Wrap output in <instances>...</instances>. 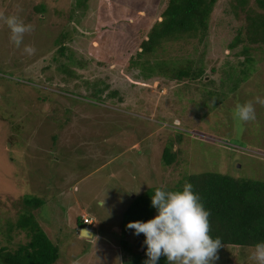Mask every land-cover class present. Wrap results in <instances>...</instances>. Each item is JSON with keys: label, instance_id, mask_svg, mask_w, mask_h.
Instances as JSON below:
<instances>
[{"label": "rangeland", "instance_id": "1", "mask_svg": "<svg viewBox=\"0 0 264 264\" xmlns=\"http://www.w3.org/2000/svg\"><path fill=\"white\" fill-rule=\"evenodd\" d=\"M167 1L0 0V17L32 26L17 47L0 18V227L15 224L16 201L39 198L35 216L61 248L57 264H123V243L136 244L125 225L147 219L137 199L150 188L208 171L264 181V105L255 103L264 98V45L232 46L244 21L230 0H217L201 43L167 41L139 57L138 43ZM245 57L254 59L247 79L231 93L219 88L236 76L228 75L232 68L247 70ZM187 59L202 68L201 79L149 73L136 63L172 70ZM209 82L220 95L208 98ZM94 88L103 91L96 96ZM248 101L256 118L242 122L235 107ZM171 141L182 153L167 167L161 155ZM84 214L96 226H87L92 238L75 230ZM13 236L29 239L16 228ZM251 252L224 246L214 264H255Z\"/></svg>", "mask_w": 264, "mask_h": 264}, {"label": "trees", "instance_id": "2", "mask_svg": "<svg viewBox=\"0 0 264 264\" xmlns=\"http://www.w3.org/2000/svg\"><path fill=\"white\" fill-rule=\"evenodd\" d=\"M230 1L234 16L244 21L239 27V34L242 31L243 38L239 39L237 37L232 42V46L246 41L247 45H252V49H261V46L264 45V0H254V4H251L249 0ZM216 2L217 0H168L160 15L138 43L135 53L139 57L142 54L151 55L167 41L185 42L186 40L197 39V42L201 43L208 28V19ZM34 9L38 13L44 12L42 4L36 5ZM240 13L243 14L242 17H240ZM143 16H145L144 13ZM66 37L67 33H62L55 43H62ZM255 45L259 47H255ZM246 47L244 45V49ZM64 49V47L59 48L58 51L61 55H63ZM253 62V58L245 57L241 65L247 64V70L241 68L237 72L236 69L231 67L232 70L228 75L236 76H228V80L222 81L223 84H220L219 88L226 85L230 93L235 91L239 84L249 76L248 71ZM136 63L140 64L143 71L168 73L169 77L172 78H190L194 80L203 77L202 68L195 67L192 59H187L172 70L154 63L153 65L144 64L143 61ZM235 81L236 83L232 86V82ZM210 83L212 82H209L208 87L205 88L209 99L214 98L218 93L220 95V91L216 90L217 88H214ZM92 90H95L96 96L103 91L101 88ZM112 93L116 94V92ZM41 100L44 101V99ZM181 153V151H173L172 141L169 142L162 149L163 164L167 167L178 164ZM185 182L192 183L193 190L199 194L204 207L210 212V235L213 238L219 237L222 247L234 246L239 250L241 248L242 250H253L256 243L264 242V181L260 180L235 178L210 171L184 175L174 187L156 186L146 190L137 199L138 203H142L147 216L146 220L156 214V209L151 206V196L156 188L175 190L182 187ZM16 202L21 205L18 206L21 211L18 213L15 224L11 225L9 223L10 226L6 229L0 227V232L3 235L0 238V264H57L61 248L42 229L35 216L44 202L32 196ZM85 226L82 216L77 217L75 230L78 232ZM15 228L25 231L29 239L25 242L14 241L13 230ZM135 238L138 245L130 243L128 240L125 243L122 241L129 253L128 257L123 260V264H143L144 260L147 259L146 246L143 243L144 235H135ZM140 242L141 245H139ZM159 264H167L166 258L162 256Z\"/></svg>", "mask_w": 264, "mask_h": 264}, {"label": "clouds", "instance_id": "3", "mask_svg": "<svg viewBox=\"0 0 264 264\" xmlns=\"http://www.w3.org/2000/svg\"><path fill=\"white\" fill-rule=\"evenodd\" d=\"M0 18L10 30L11 41L20 47L24 34L31 31L32 26L15 15ZM24 51L32 54L34 49L25 45ZM255 103L264 105V98L256 97ZM234 115L242 122L255 120L253 101L237 102ZM100 204L104 207V200ZM151 206L156 209L155 216L145 221H128L125 225L134 235H144L147 259L143 264H159L162 256L167 264H214L222 242L219 237L210 235V212L193 190L192 183L185 182L175 190L156 188ZM250 259L255 264H264V242L254 245Z\"/></svg>", "mask_w": 264, "mask_h": 264}, {"label": "water", "instance_id": "4", "mask_svg": "<svg viewBox=\"0 0 264 264\" xmlns=\"http://www.w3.org/2000/svg\"><path fill=\"white\" fill-rule=\"evenodd\" d=\"M79 236L84 237V238H92L93 234L89 230L82 228L78 232Z\"/></svg>", "mask_w": 264, "mask_h": 264}, {"label": "built area", "instance_id": "5", "mask_svg": "<svg viewBox=\"0 0 264 264\" xmlns=\"http://www.w3.org/2000/svg\"><path fill=\"white\" fill-rule=\"evenodd\" d=\"M82 219H83V222L85 223V225L93 226V220L91 218H89L88 216H83Z\"/></svg>", "mask_w": 264, "mask_h": 264}, {"label": "crops", "instance_id": "6", "mask_svg": "<svg viewBox=\"0 0 264 264\" xmlns=\"http://www.w3.org/2000/svg\"><path fill=\"white\" fill-rule=\"evenodd\" d=\"M101 205V204H100ZM84 215H86V214H84ZM87 216V215H86ZM89 217V216H88ZM89 218H91L92 219V217H89ZM94 223V222H93ZM94 227L96 228V226L94 225ZM83 228H85V229H87V230H89L88 228H87V225L85 226V227H83ZM82 229V228H81ZM90 232H92V234H93V236H94V232L92 231V230H89ZM78 234V233H77ZM79 235V234H78Z\"/></svg>", "mask_w": 264, "mask_h": 264}]
</instances>
